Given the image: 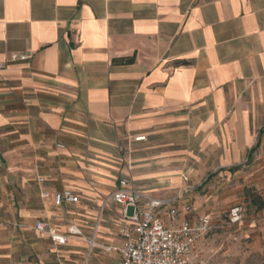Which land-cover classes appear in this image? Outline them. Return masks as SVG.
<instances>
[{"label":"crops","instance_id":"1","mask_svg":"<svg viewBox=\"0 0 264 264\" xmlns=\"http://www.w3.org/2000/svg\"><path fill=\"white\" fill-rule=\"evenodd\" d=\"M121 178L176 224L264 202V0H0V264H117Z\"/></svg>","mask_w":264,"mask_h":264},{"label":"built area","instance_id":"2","mask_svg":"<svg viewBox=\"0 0 264 264\" xmlns=\"http://www.w3.org/2000/svg\"><path fill=\"white\" fill-rule=\"evenodd\" d=\"M30 58V53H11L9 61H22ZM143 136L136 139H142ZM58 147H64L62 143ZM40 180H42L40 178ZM42 196L48 193L43 191ZM78 200L70 189H63L53 193V201L56 205ZM173 198H155L137 189L132 180L121 178L118 187L113 189L102 199L103 204L110 201L121 207L123 227L121 240L116 243L101 244L95 241L93 236L87 239L88 251L94 246H100L107 253H115L118 256L117 264H204L197 262L200 254L198 242L208 233L214 223L210 216H198L192 223L185 219L176 224L177 210L173 206ZM132 207L131 213L127 208ZM165 208L170 217V225H166L157 210ZM188 209V207L186 208ZM244 208L238 204L229 209L228 221L231 225L239 224L242 220ZM35 228L46 232L57 243H65L68 236L80 234L79 230L70 226L68 234H61L56 228L37 221Z\"/></svg>","mask_w":264,"mask_h":264},{"label":"rangeland","instance_id":"3","mask_svg":"<svg viewBox=\"0 0 264 264\" xmlns=\"http://www.w3.org/2000/svg\"><path fill=\"white\" fill-rule=\"evenodd\" d=\"M237 186L232 203L243 206V223L241 226L240 222L236 225L229 224V205L224 206L212 218L214 227L207 234L205 254L201 260L204 264H264V233L260 225L262 220L259 218L262 213L249 204L244 193L245 187L252 188L255 192L256 189L244 184L242 178L238 179Z\"/></svg>","mask_w":264,"mask_h":264},{"label":"trees","instance_id":"4","mask_svg":"<svg viewBox=\"0 0 264 264\" xmlns=\"http://www.w3.org/2000/svg\"><path fill=\"white\" fill-rule=\"evenodd\" d=\"M132 57H120V58H113L112 63L114 64H123L132 62ZM255 149V145L251 148V150ZM244 193L246 194L247 200L249 204L257 210H264V202L261 200L260 196L249 187H245Z\"/></svg>","mask_w":264,"mask_h":264}]
</instances>
